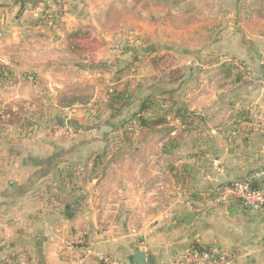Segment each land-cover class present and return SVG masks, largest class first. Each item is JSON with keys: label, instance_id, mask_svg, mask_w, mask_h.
<instances>
[{"label": "crops", "instance_id": "obj_1", "mask_svg": "<svg viewBox=\"0 0 264 264\" xmlns=\"http://www.w3.org/2000/svg\"><path fill=\"white\" fill-rule=\"evenodd\" d=\"M3 1L8 6L2 5L0 9H9L6 14L17 9L27 15H37L44 4L48 6L52 2L63 11L62 17L76 19L88 15L84 13L86 3L92 0ZM99 1L97 8L102 14L109 7L106 4L109 0ZM222 1L226 3L223 15L240 19L237 24L230 22L229 27L241 34L240 47L226 45V54L234 58L226 60L236 66H239L236 59L240 60L247 72L235 84L222 75L223 84L230 89L227 93H216L219 98L213 101L215 110L211 113L220 108L225 97L227 102L223 100V104L228 103L231 111L242 112L239 119L234 117L238 122L217 132L208 119L218 114L209 115L205 107L191 106L192 91L187 90L191 79L184 75L178 85L179 94H175L177 87L165 82L161 91L166 100L163 108L172 105L166 92L173 91L178 105L196 110L201 119L184 131V126L170 113L167 122L142 139L134 137L132 147L118 156H113L117 142L114 141L109 152L100 153V163L93 169L92 178L83 183L81 192L86 200L73 219L62 213L63 205L56 200L46 203L45 187H53L54 192H58L56 186L63 189L62 170L69 162L83 161L76 151L83 145L102 147L105 139L72 138L70 145L53 144L50 153L23 156L18 172L10 176L9 183L0 184V264H7L8 257L16 255H19L17 264H108L97 260V253L133 262L136 248H145L149 263L157 264L183 254L194 242L228 253L230 264H264V211L249 209L237 201L227 205L213 201L221 184L245 179L264 169V132L250 122L251 109L264 111V0ZM219 2L216 0L213 4L214 10L221 8L216 6ZM56 50L60 54L62 46L57 45ZM6 64L9 63L6 61ZM40 64L44 67L42 61ZM52 64L51 79L57 78L54 81L61 78L60 71L70 70L72 65L76 67L70 59ZM195 88L198 90L199 86ZM144 98L138 94V108L134 113ZM200 98H204L202 93ZM61 127L71 129L65 125L58 131ZM205 128L212 131L209 136ZM162 130L169 134L162 138L154 135ZM92 164L93 160L89 165ZM1 177L9 178V175ZM256 180L261 183L264 177ZM190 212L197 215L187 225L185 221ZM81 241L88 248L77 259L76 243Z\"/></svg>", "mask_w": 264, "mask_h": 264}, {"label": "rangeland", "instance_id": "obj_2", "mask_svg": "<svg viewBox=\"0 0 264 264\" xmlns=\"http://www.w3.org/2000/svg\"><path fill=\"white\" fill-rule=\"evenodd\" d=\"M1 1L0 6H8ZM215 1L109 0L108 9L101 14L97 8L100 1L92 0L86 3L84 13L88 15L76 19L62 17L63 11L52 2L44 4L37 15L17 9L6 14L9 9H0V64L7 61L16 72L12 80L0 78V175H9L1 177L0 184L9 183L25 155L50 153L53 144L70 145L72 138L105 139L102 143L106 146L83 145L76 151L83 160H75L81 167L79 181L83 185L93 171L86 160L97 158L103 150L109 152L131 125L136 127V121L129 119L138 108V94L153 95L156 105L149 115H163L169 108H163L166 100L161 91L171 70L191 79L187 84V90L192 91L191 106L205 107L209 115L218 114L208 119L217 132L236 124L242 112L223 104L225 97L219 99L220 108L211 113L215 110L213 101L219 98L216 93L230 89L223 84V65L230 58L224 49L226 45L240 47L241 41V34L229 28L230 22L237 24L240 19L223 15L225 1L220 0L216 6L221 8L214 10ZM18 13L20 17L15 16ZM57 45L62 46L60 54ZM60 59H70L76 67L60 71L61 78L54 81L52 62ZM236 62L247 72L240 60ZM172 85L179 94V82ZM123 87L131 94V104L112 117L107 108L110 93ZM201 93L204 98H200ZM65 125L71 129L61 127L58 131ZM204 131L207 136L212 132ZM168 134L162 130L154 135L162 138ZM82 243H76L77 259L88 248Z\"/></svg>", "mask_w": 264, "mask_h": 264}, {"label": "trees", "instance_id": "obj_3", "mask_svg": "<svg viewBox=\"0 0 264 264\" xmlns=\"http://www.w3.org/2000/svg\"><path fill=\"white\" fill-rule=\"evenodd\" d=\"M179 2L180 0H176ZM264 66V64H263ZM225 78H231V83L235 84L243 80L244 73L239 67H237L233 62L230 64L223 65ZM15 69L9 64H0V78L2 79H14ZM166 81L171 84H176L183 79L184 74L178 70H171L169 75H166ZM166 93L170 94V100L172 105L165 110L163 115H153L148 116L147 112L152 109L156 103L152 94L147 95L140 104L138 112L134 113L129 119L130 121H136V127L131 125V128L124 132V135L119 138L115 143L114 155L118 156L122 151L130 149L133 145L132 139L138 137L143 138L148 132L155 130L159 125L168 121V115L172 113V118L177 120L181 125L184 126V131L189 130L196 120L201 119V116L196 110L190 109L187 105H178V102L174 99L172 93L173 91H168ZM131 94L128 92L127 88H115L111 91L107 108L111 111V116L115 117L117 113L123 111L126 107L131 104ZM259 113L264 115V111L259 109ZM128 120V122H129ZM250 122L252 121L250 118ZM101 155V154H100ZM100 155L93 159L92 169L97 167L100 163ZM87 164L90 163V159L86 160ZM86 166V165H85ZM61 185L58 186V192L53 191V187H45V197L46 203L51 204L53 201L59 202L63 205L62 213L68 218L73 219L79 210L82 208L86 196L81 192L82 184L79 181V176L81 174V167L77 162H69L67 167L62 170ZM91 175L88 179H91L94 172L91 171ZM227 183H223L219 186V189ZM65 188V189H64ZM68 191V192H67ZM82 246H86V242L82 241ZM202 246L196 242L192 243L189 249H201ZM19 255L9 256L7 259V264H17Z\"/></svg>", "mask_w": 264, "mask_h": 264}, {"label": "built area", "instance_id": "obj_4", "mask_svg": "<svg viewBox=\"0 0 264 264\" xmlns=\"http://www.w3.org/2000/svg\"><path fill=\"white\" fill-rule=\"evenodd\" d=\"M252 125L264 132V115L259 110H250ZM263 176L264 169L250 174L245 179H236L227 182L216 191L213 201L220 205H227L232 202H240L245 207L255 211H264V180L259 183L256 178ZM253 183L257 186L254 187ZM97 258L108 264H124L115 260L105 253H97ZM231 256L217 247H202L201 249H188L179 257L166 264H230ZM136 264V263H129Z\"/></svg>", "mask_w": 264, "mask_h": 264}, {"label": "water", "instance_id": "obj_5", "mask_svg": "<svg viewBox=\"0 0 264 264\" xmlns=\"http://www.w3.org/2000/svg\"><path fill=\"white\" fill-rule=\"evenodd\" d=\"M253 186L256 187L257 184L253 183ZM196 215H197V213L190 212L185 223L187 225L191 224ZM132 261H133V263H136V264H149V258H148L147 250L145 248L134 249Z\"/></svg>", "mask_w": 264, "mask_h": 264}]
</instances>
